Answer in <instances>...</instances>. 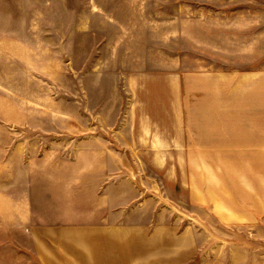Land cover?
I'll return each instance as SVG.
<instances>
[{
	"label": "rangeland",
	"instance_id": "374dc122",
	"mask_svg": "<svg viewBox=\"0 0 264 264\" xmlns=\"http://www.w3.org/2000/svg\"><path fill=\"white\" fill-rule=\"evenodd\" d=\"M176 68L193 148L107 213L58 160L121 120L125 78ZM27 175L55 205L12 212ZM0 264H264V0H0Z\"/></svg>",
	"mask_w": 264,
	"mask_h": 264
},
{
	"label": "crops",
	"instance_id": "0c3cea01",
	"mask_svg": "<svg viewBox=\"0 0 264 264\" xmlns=\"http://www.w3.org/2000/svg\"><path fill=\"white\" fill-rule=\"evenodd\" d=\"M190 78L192 75L188 70L182 72L177 68L154 73L139 72L125 78L124 89L128 86L129 90L123 93L127 106H124L121 120L115 126L104 125L92 129L89 158L84 157L81 136L76 137L75 158L69 162L58 160V173L74 166L76 176L82 177L83 173L91 176V189L96 191L97 198L103 200L102 205L108 208L107 213L116 211V206L126 212L131 203H136L133 201L147 196L132 179L140 176L137 170L139 175L136 174L135 167H150L156 179L162 167L184 164L187 150L193 148L189 145L187 112ZM104 142L106 145H103ZM176 160H179L178 163ZM84 166H87L85 171ZM130 167L134 168L133 172ZM26 177V185L12 184L8 195L13 204L12 212L34 214L38 212L37 208L56 204L50 198L51 193L47 194L44 190L46 195L43 196L46 197L39 207L33 196L35 187L31 175ZM126 186L133 187V195L126 191ZM22 190L26 191V197L21 205L19 194ZM100 191L106 193L100 194ZM156 192L155 189V193L149 197L156 198ZM142 205V202L138 204L139 209Z\"/></svg>",
	"mask_w": 264,
	"mask_h": 264
}]
</instances>
